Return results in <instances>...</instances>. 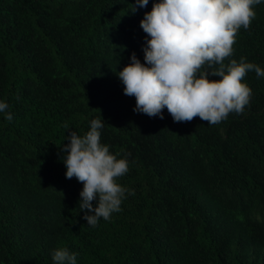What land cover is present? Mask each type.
Instances as JSON below:
<instances>
[{
	"label": "trees",
	"instance_id": "obj_1",
	"mask_svg": "<svg viewBox=\"0 0 264 264\" xmlns=\"http://www.w3.org/2000/svg\"><path fill=\"white\" fill-rule=\"evenodd\" d=\"M155 2L0 0V264H54L57 248L76 264H264V77L249 72L250 104L216 125L134 111L118 73L145 62ZM254 10L226 65L264 68V0ZM96 118L135 195L92 227L60 146Z\"/></svg>",
	"mask_w": 264,
	"mask_h": 264
},
{
	"label": "clouds",
	"instance_id": "obj_2",
	"mask_svg": "<svg viewBox=\"0 0 264 264\" xmlns=\"http://www.w3.org/2000/svg\"><path fill=\"white\" fill-rule=\"evenodd\" d=\"M262 0H158L146 12L140 26L146 33L144 63L136 53L119 73L124 94L134 96V111L163 119L167 108L174 122H191L199 117L210 125L242 114L250 104L252 89L245 82L254 71L264 77V68L241 58L225 64L241 28L248 29L256 17L254 6ZM149 0H136L147 7ZM211 77H219L212 79ZM0 101V112L8 109ZM11 121V113L6 115ZM101 119L91 121L84 135L71 131L65 154L66 178L83 184L80 211L87 224L95 227L100 218L109 220L121 211L126 194L134 190L122 186L118 178L129 171L127 158H117L110 146L101 143ZM68 128V125H65ZM94 200H98L96 205ZM86 210V211H85ZM54 264H76V254L67 248L52 253Z\"/></svg>",
	"mask_w": 264,
	"mask_h": 264
}]
</instances>
